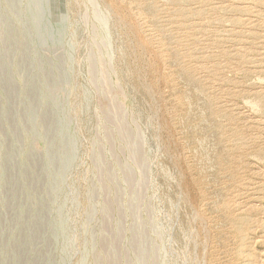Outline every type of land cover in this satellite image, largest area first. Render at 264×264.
I'll use <instances>...</instances> for the list:
<instances>
[{"label": "rangeland", "instance_id": "rangeland-1", "mask_svg": "<svg viewBox=\"0 0 264 264\" xmlns=\"http://www.w3.org/2000/svg\"><path fill=\"white\" fill-rule=\"evenodd\" d=\"M133 1L0 0V264H264V0H143L150 20ZM169 51L222 114L221 220L180 143Z\"/></svg>", "mask_w": 264, "mask_h": 264}, {"label": "bare ground", "instance_id": "bare-ground-1", "mask_svg": "<svg viewBox=\"0 0 264 264\" xmlns=\"http://www.w3.org/2000/svg\"><path fill=\"white\" fill-rule=\"evenodd\" d=\"M165 1V0H164ZM170 1H174V0H170ZM244 5V4H243ZM248 5V4H246ZM164 6V5H163ZM239 6V5H238ZM169 7V6H168ZM178 7V6H177ZM132 8L134 11H137L138 14H142L143 16H146L148 18V20H150V11L147 9L145 2H143V0H134L132 3ZM152 8V7H151ZM161 11V10H160ZM137 16V15H136ZM176 17V16H175ZM242 18V17H241ZM246 18V17H245ZM136 21V20H135ZM164 23V22H163ZM151 28V27H150ZM212 29V28H210ZM236 30V29H235ZM178 31V30H177ZM183 31V30H182ZM154 32V31H153ZM162 33V32H161ZM152 36V35H150ZM155 38V37H154ZM232 38V37H231ZM162 40V39H161ZM139 41V40H138ZM161 42V41H160ZM163 42V41H162ZM161 42V43H162ZM170 44V42H169ZM176 44V42L174 43ZM148 46V45H147ZM174 47V46H173ZM214 47V46H213ZM167 48V47H166ZM165 48V49H166ZM195 48V47H194ZM154 49V48H153ZM154 51L151 50L150 46L148 48V51ZM155 54V52H153ZM156 55V54H155ZM159 56V55H158ZM176 53L173 51H169L167 53V57L171 66V70H172V74L173 76L176 78L178 84L175 87V89H173L172 94L175 96L176 98V104L174 105V113H175V124L178 128V131L180 132L181 135V144L183 146H185L190 153V156L192 157V169L193 172L195 173V175L198 178V184H197V188H199V191L201 193V197L203 199V197H205L207 200L206 201V205H205V201L203 202L205 205V209H207L208 211H214L216 212V214H219V218L220 219V214H223V212L226 210V205H230V204H226L225 200L227 199L224 198L223 200V195L221 193V187H219V185L221 184L222 181L226 182L225 180L228 178V167H227V163H228V154L226 152L225 146H224V139H223V133H222V124L220 123L221 118H222V114H220L218 111H214L211 107V103H210V99H208L206 96L203 95L202 89L191 79L190 74L188 73V71H185L183 69H181L180 67H178L177 65H175V58H176ZM234 62V61H233ZM212 63V62H211ZM206 64V63H205ZM103 66V65H102ZM101 70V69H100ZM145 72V71H144ZM103 73V72H102ZM259 73V72H258ZM107 76V75H106ZM218 76V75H217ZM101 77V76H100ZM94 78V77H93ZM96 78V77H95ZM258 78V77H257ZM104 80V79H103ZM94 82V81H92ZM105 82V80L103 81ZM162 82V81H161ZM168 82V81H167ZM96 85V84H95ZM168 85V84H167ZM96 87V86H95ZM108 89V87H107ZM160 89V88H159ZM169 89V88H168ZM111 90V89H110ZM244 90V89H243ZM249 91V90H248ZM147 94V93H146ZM171 94V93H170ZM108 96L109 93H108ZM99 97V96H98ZM110 99V98H109ZM112 99V98H111ZM116 100V99H115ZM258 99H254V102L252 103V106L254 108H258L259 107V102ZM113 103V105H111ZM116 102H111V106H113V110H110L112 112V115H114L116 113L115 117H118V114L120 113L119 110V105L115 104ZM223 103V102H222ZM263 103V102H261ZM99 104V103H98ZM258 105V106H257ZM110 106V107H111ZM167 108V107H166ZM121 109V108H120ZM238 111V110H237ZM110 113V112H109ZM118 113V114H117ZM247 113V112H246ZM249 113V112H248ZM111 115V113H110ZM101 116V115H100ZM113 118V116H112ZM119 118V117H118ZM257 119V118H256ZM112 120V119H111ZM116 120H118L116 118ZM243 120V119H242ZM245 120V119H244ZM228 121H230V119H228ZM115 122V121H114ZM110 123V122H109ZM121 123V122H120ZM120 123L118 124V126L120 125ZM133 123V122H132ZM128 124V123H127ZM116 125V124H115ZM126 125V124H125ZM129 125V124H128ZM113 126V125H112ZM174 126V125H173ZM117 127V126H116ZM127 127V126H126ZM125 127V128H126ZM264 127V126H262ZM118 128V127H117ZM120 128V127H119ZM123 128V127H122ZM122 128H120V134H121V130H123ZM127 129V128H126ZM124 129V130H126ZM131 129V128H130ZM123 130V131H124ZM128 130V129H127ZM176 130V129H175ZM117 133V132H116ZM125 133V132H124ZM130 133V132H129ZM253 133V132H252ZM128 134V133H127ZM119 135V134H118ZM131 135V134H130ZM254 135V134H253ZM129 136V135H128ZM235 136H236V141L237 142H241L239 139V132L238 130L235 131ZM112 137V136H111ZM122 136V140H123ZM113 138V137H112ZM131 138V137H129ZM120 139V138H119ZM132 141V139H129ZM234 140V139H233ZM260 140V139H258ZM113 142V141H112ZM127 142V141H126ZM129 142V141H128ZM262 142V141H261ZM176 143V142H175ZM178 143V141H177ZM178 143V144H180ZM118 144V143H117ZM263 144V143H262ZM126 145V144H125ZM130 146V143H129ZM182 146V147H183ZM258 146V145H257ZM111 147V146H110ZM114 147V146H113ZM127 147V145H126ZM138 147V146H137ZM128 149V148H127ZM133 149V148H132ZM119 150V149H118ZM122 150V149H121ZM140 150V149H139ZM138 151V150H137ZM179 151V150H178ZM184 151V150H183ZM115 152V151H113ZM135 152V151H134ZM239 152V151H238ZM121 153V152H120ZM178 153V152H177ZM243 153V152H242ZM241 153V154H242ZM115 154V153H114ZM134 154V153H132ZM137 154V153H136ZM261 155L262 154H258ZM142 156V155H141ZM261 158V157H260ZM235 159V158H234ZM241 159V158H240ZM118 160V157H117ZM132 160V159H131ZM246 160V158H245ZM237 161V160H236ZM242 161V160H241ZM244 161V160H243ZM185 162V161H184ZM238 162V161H237ZM235 162V164L237 163ZM240 162V161H239ZM247 162V161H245ZM120 163V162H119ZM189 163V162H188ZM243 163V162H242ZM234 164V163H233ZM232 164V166H233ZM238 164V163H237ZM250 164V163H249ZM251 164H255V163H251ZM257 165V164H256ZM240 166V165H239ZM242 166V165H241ZM260 166V165H259ZM235 167V166H233ZM243 168V167H242ZM247 168V167H246ZM259 168V167H258ZM245 169V168H244ZM248 169V168H247ZM263 169V168H262ZM143 170V169H142ZM233 171V170H232ZM239 171V170H238ZM236 171V172H238ZM243 171V170H242ZM253 171V170H252ZM256 171V170H255ZM230 172V171H229ZM234 172V171H233ZM235 172V174H236ZM241 172V171H240ZM259 172V171H257ZM247 173V172H245ZM172 174V173H171ZM189 174V173H188ZM233 174V173H232ZM240 174V173H239ZM238 174V175H239ZM244 174V173H243ZM243 174H240L243 175ZM257 174V173H256ZM132 175V173H131ZM193 175V174H192ZM238 175H235L236 177ZM194 176V175H193ZM234 176V175H233ZM246 175H244V178ZM127 177V176H126ZM230 177V176H229ZM236 177H234L236 179ZM179 178V177H178ZM248 178V177H247ZM258 178V177H257ZM260 178V177H259ZM195 179V178H194ZM243 179V177H242ZM133 180V179H131ZM248 180V179H246ZM262 180V179H261ZM236 181V180H235ZM238 181L240 182V179H238ZM245 181V180H244ZM258 181V180H257ZM264 181V180H263ZM192 182V181H191ZM194 182V181H193ZM230 182V181H229ZM238 182V184H239ZM243 182V180H241V183ZM223 183V182H222ZM235 183V182H234ZM237 183V182H236ZM130 184V183H129ZM194 184V183H193ZM226 184V183H225ZM237 184V185H238ZM250 184V183H249ZM257 185V184H256ZM193 186V185H192ZM240 186H242L240 184ZM239 186V187H240ZM235 187V186H234ZM194 189V188H193ZM225 189V188H224ZM232 189V188H231ZM235 189V188H234ZM238 189V188H237ZM244 189V188H243ZM263 189V188H262ZM228 190V188L226 189ZM224 190V192L226 191ZM230 190V189H229ZM241 190V189H240ZM198 191V190H197ZM198 191V192H199ZM235 192V190H233ZM195 192V191H194ZM239 192V191H238ZM227 193V192H226ZM256 193V192H255ZM196 194V193H195ZM194 194V195H195ZM226 195V194H225ZM230 195V194H229ZM243 195V193H242ZM250 195V194H249ZM227 196V195H226ZM233 197V195H232ZM231 197V199H233ZM244 197V196H243ZM195 198V197H194ZM239 198V197H238ZM245 198V197H244ZM237 199V198H236ZM243 199V198H242ZM196 200V198H195ZM239 200V199H238ZM237 200V201H238ZM225 201V202H224ZM247 201V199H246ZM253 201V200H252ZM197 202V200H196ZM231 202V201H230ZM234 202V201H233ZM257 202V201H254ZM198 203V202H197ZM237 203V202H236ZM242 203V202H241ZM245 203V202H244ZM252 203V202H251ZM251 203L249 205H251ZM199 204V203H198ZM234 205V203H232ZM246 204V203H245ZM257 204V203H256ZM258 205V204H257ZM261 205V204H260ZM201 206V205H200ZM203 206V205H202ZM232 206V205H231ZM109 207V206H108ZM112 207V206H111ZM204 207V206H203ZM190 208V207H189ZM231 208V207H230ZM256 207L253 208V210ZM111 209V208H109ZM201 209V207H200ZM203 209V208H202ZM229 209V208H227ZM237 209V208H236ZM247 209V208H246ZM235 210V209H234ZM241 210H243L241 208ZM261 209H259L260 211ZM111 211V210H110ZM205 211V210H204ZM203 211V212H204ZM228 210H226L227 212ZM224 212V214L226 213ZM234 211H232L231 213H233ZM228 213V212H227ZM250 213V212H248ZM235 214V213H234ZM238 214V212H237ZM263 214V213H262ZM211 215H214L211 212ZM226 215V214H225ZM228 215V214H227ZM244 215V214H243ZM190 216V215H189ZM202 216V215H201ZM206 216V214H205ZM245 216V215H244ZM204 217V216H203ZM202 217V218H203ZM209 217V216H208ZM212 218V216H210ZM215 217V216H214ZM217 217V215H216ZM225 217V216H224ZM230 217V216H229ZM233 217V216H232ZM241 216H239L240 218ZM195 218V215H194ZM231 218V217H230ZM242 218V217H241ZM250 218V217H249ZM199 219V218H198ZM205 219V218H204ZM247 219V218H246ZM200 220V219H199ZM210 220V219H209ZM207 220V221H209ZM216 220V219H215ZM225 220V219H224ZM264 220V219H263ZM194 221V219H193ZM226 221V220H225ZM250 221V219L248 220ZM195 222V221H194ZM210 222V221H209ZM215 222V221H214ZM237 222V220H236ZM202 223V220H201ZM208 223V222H207ZM251 223V222H250ZM209 224V223H208ZM211 224V223H210ZM204 225V224H203ZM220 222H216V227L214 228H219ZM229 225V224H227ZM226 225V226H227ZM231 225V224H230ZM229 225V226H230ZM244 225V224H243ZM209 226V225H208ZM227 226V227H229ZM232 226V225H231ZM194 227V226H193ZM203 227V226H202ZM205 227V226H204ZM223 228V227H222ZM244 228V227H243ZM257 228V227H256ZM203 229V228H202ZM201 229V230H202ZM205 229V228H204ZM227 229V228H226ZM229 229V228H228ZM207 230V229H206ZM205 230V231H206ZM214 230V229H212ZM230 230V229H229ZM210 231V230H209ZM218 231V230H217ZM208 232V230H207ZM215 232V231H214ZM201 233V231H200ZM205 233V232H204ZM213 233V232H212ZM221 233V232H220ZM252 233V232H251ZM202 234V233H201ZM210 233H208L209 235ZM228 234V233H227ZM204 235V234H203ZM226 235V234H225ZM232 235V234H230ZM197 236V235H196ZM210 236V235H209ZM208 236V237H209ZM219 236V235H218ZM224 236V234H223ZM204 236H201V238H203ZM217 237V236H216ZM233 237V236H232ZM206 238V237H205ZM231 238V236H230ZM236 238L239 241L240 245L238 247V249L236 250V254L238 256H242L244 252V248H245V243L243 242L244 240V236H243V230L240 228L237 232H236ZM208 239V238H207ZM221 238L219 237V240ZM223 239V238H222ZM234 239V237H233ZM255 239V238H254ZM205 240V239H204ZM215 240V238H214ZM225 240V239H224ZM207 241V240H205ZM211 241V240H210ZM222 241V240H221ZM227 241V240H226ZM232 241V240H231ZM234 241V240H233ZM246 241V240H245ZM229 243V242H228ZM225 244V241H224ZM210 245V244H209ZM213 245V244H212ZM218 245V244H217ZM227 245V244H226ZM229 245V244H228ZM227 245V246H228ZM231 245V244H230ZM229 245V246H230ZM247 245V244H246ZM199 246V244H198ZM197 246V247H198ZM204 246V244L202 245ZM211 246V245H210ZM216 246V245H215ZM225 246V248L227 247ZM233 246V245H232ZM248 246V245H247ZM200 247V246H199ZM205 248V247H203ZM212 248V247H211ZM225 248H222L225 249ZM198 249V248H197ZM210 249V248H209ZM234 249V248H233ZM232 249V250H233ZM194 250V249H193ZM201 250V248H200ZM204 250V249H202ZM207 250V248H206ZM212 250V249H211ZM226 250V249H225ZM247 250V247H246ZM245 250V251H246ZM253 250V249H252ZM258 250V248H257ZM205 251V250H204ZM228 251V250H227ZM212 252V251H211ZM232 252V251H231ZM198 253V250H197ZM203 253V252H202ZM214 253V251H213ZM208 254V253H207ZM220 254V253H219ZM225 254V253H224ZM248 254V253H247ZM195 255V254H194ZM202 255V254H201ZM215 255V254H214ZM222 255V254H221ZM207 256V255H206ZM246 255L244 254V257ZM203 257V255H202ZM210 257V256H209ZM221 257V256H220ZM226 257V256H225ZM231 257V256H230ZM247 257V256H246ZM201 258V257H200ZM199 258V259H200ZM217 258V257H216ZM262 258V257H261ZM260 258V259H261ZM226 259V258H225ZM228 259V256H227ZM204 260V259H203ZM206 260V258H205ZM246 260V259H245ZM252 260V259H251ZM202 262V260H201ZM207 262V261H206ZM95 263V262H94ZM208 263V262H207ZM218 263V262H217ZM228 264V263H227Z\"/></svg>", "mask_w": 264, "mask_h": 264}]
</instances>
